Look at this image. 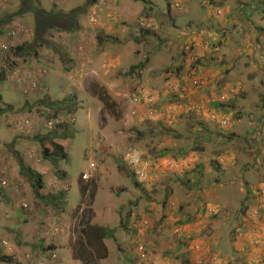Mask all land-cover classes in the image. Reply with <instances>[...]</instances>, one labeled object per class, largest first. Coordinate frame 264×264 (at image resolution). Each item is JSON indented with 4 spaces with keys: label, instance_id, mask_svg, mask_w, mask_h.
<instances>
[{
    "label": "rangeland",
    "instance_id": "374dc122",
    "mask_svg": "<svg viewBox=\"0 0 264 264\" xmlns=\"http://www.w3.org/2000/svg\"><path fill=\"white\" fill-rule=\"evenodd\" d=\"M183 1L184 11L171 15L174 0H0L5 31L31 33L15 44L26 43L24 51L11 44L0 53L7 75L0 94L18 111L0 114V167L9 182L4 188L0 180V252L6 241L14 264L38 263L40 243L58 247L46 255L57 256L52 264H264V160L256 163L248 144L257 125L264 138V0ZM195 65L206 89L192 85ZM229 66L232 111L215 117L199 95L214 97ZM150 93L152 119L132 98L149 101ZM57 126L74 140L55 170L40 155ZM139 151L149 167L136 187L127 160ZM218 159L231 165L203 174ZM29 170L45 176L41 196L66 192L67 211L57 215L37 197ZM94 225L112 231L104 257L90 238Z\"/></svg>",
    "mask_w": 264,
    "mask_h": 264
},
{
    "label": "trees",
    "instance_id": "16d2710c",
    "mask_svg": "<svg viewBox=\"0 0 264 264\" xmlns=\"http://www.w3.org/2000/svg\"><path fill=\"white\" fill-rule=\"evenodd\" d=\"M231 1L229 0L227 4H229ZM238 6V5H237ZM187 7L186 3L183 4L182 6L179 5V6H174L173 3H168V7H167V12H169L171 15H175L176 13L178 12H182L184 11L183 9H185ZM236 8V7H235ZM237 10V8H236ZM183 17L184 15H180V17ZM231 18V17H230ZM202 19H205L202 17ZM213 20H217L215 18H213ZM208 20L205 19L203 25L201 27H203L205 24H208ZM218 24H220V21H217ZM3 28V27H2ZM2 28L0 26V32H2ZM40 31V30H38ZM37 32V35L39 34V32ZM42 45L43 49H47L48 51H50V49L48 48H54L53 45L51 44H40V46ZM25 46L23 47H20L19 50L20 51H24L25 50ZM184 50V49H183ZM257 50V49H256ZM261 50L262 49H259L257 50L258 52L260 51V55H261ZM50 53H52L50 51ZM226 64H229V63H226ZM144 66V65H143ZM141 66V67H143ZM181 66L182 64L178 65L176 67V71H179L181 69ZM222 66V65H221ZM140 67V68H141ZM231 67V66H229ZM235 67H236V64H235ZM234 67V68H235ZM139 68V67H138ZM194 69H196V73L195 77H200L202 75H200V71L199 69H197L196 65L193 67ZM221 68H224V66H222ZM233 67L231 68H227L223 74L225 76V80L223 82L220 83V87H219V91L218 93L212 97V93H210V90H204L206 92L205 95H199V98H202V97H205V100L207 103L206 104H203L202 107L206 106V105H209L210 108H212L213 110H215V117H219L220 116V113H222L223 115H226L228 116L231 111H232V107H229L230 106V103L229 101L227 100L228 99V96L226 97V99L222 100L221 99V96L224 95L223 91L225 89H227V85H228V82L232 79V78H229L228 74L229 72L234 69ZM137 71L138 69L136 67H133L132 68V71ZM172 70L173 69H170L169 73L168 74H171L172 73ZM167 71V72H168ZM204 71V70H203ZM131 72V71H130ZM138 72V71H137ZM264 72V70H263ZM6 73L3 72L2 70H0V87L1 85L5 82L6 80ZM170 76H167V78H169ZM263 83V82H262ZM226 85V87H225ZM196 88H198L197 86H194ZM204 89H206V87H203ZM199 89V88H198ZM201 90V89H200ZM171 94H173V96L175 97V99L178 98V93H175V92H172ZM227 94H230V95H233L232 92H230V90L227 89ZM236 97V96H235ZM157 102V100H150L149 101V104H148V110H152L153 111V114H152V118H155L158 114H155L154 111L156 110L155 108V103ZM174 101H171V102H167V105L170 106V104H173ZM74 112H76V109L73 108L72 109ZM72 110H70L71 112H73ZM12 111H14L15 113H18L16 107L14 104H8L6 102L3 101V97L2 95L0 94V114L1 113H11ZM162 117V116H161ZM202 129H204V125H201L200 126ZM226 127H230V125H224L223 128H226ZM261 127L262 125H257L256 129L254 130V133L253 134H249V136L251 137V140L248 142L249 144V148H251L249 150V154L254 158V161L256 163H260L261 160H264V146H263V140L264 138L261 137L260 133H262V130H261ZM59 128L60 127H56L55 128V131H52L51 133H47L49 135H45L44 137V140H43V143H41V150H42V153L40 156L44 157L47 161L49 160L51 162L52 165H54L55 167L57 166V162L60 160V156L61 158H65L67 155V152H66V146H65V142L67 143H70L71 141L74 140V134H72V132L70 131H59ZM228 128H226L225 130H227ZM228 132H229V129H228ZM205 134L208 136V139H209V142H211L212 140V137L210 136V134L206 133ZM140 137L141 138V134L139 133ZM235 136H237L235 133L231 134V136L228 138V139H232L234 138ZM178 139V137H176ZM60 140V141H59ZM255 144H257V146L255 147ZM199 147H196V151H198L199 153L202 154V152H205L206 149L205 147L201 146V145H198ZM165 152V151H164ZM54 155H57V157H54ZM180 155H182V158L183 160H186L187 158V153L185 151H181ZM160 156H165V153H160ZM172 157L170 158H177V157H174L173 155H170ZM204 158H206L205 156H203ZM223 157V156H221ZM225 158V157H223ZM222 159V158H221ZM219 160V159H218ZM214 161L216 162L214 164L213 162V165L209 166L208 168H205L204 170L200 167L199 165V169L197 170L198 172H202L201 169L203 170V174L204 173H211V172H214L212 171L213 170V167L215 168V170L218 172H224L226 170L227 167H229L231 164H230V159H226V161ZM57 169V167L55 168V170ZM209 170V171H208ZM197 171H192V173H190L192 176L196 174ZM191 172V171H190ZM133 173V172H132ZM180 173L182 172H179L178 175H180ZM27 174V178L28 179H31L33 182H32V185L34 186L33 188L35 189V192L37 194V197H41L42 201L45 202V205L47 207H51V209L57 214H63L65 212V205L67 203L66 201V197H67V194L66 192L62 191V192H59L57 195L55 194H50L49 196L45 197V196H41V190L44 188V186L47 185L46 181H45V176L38 173L37 171H33V170H29L28 172H26ZM54 176H59L61 177L60 180H64L65 179V176L66 174L65 173H62L60 176L59 173H57V171H55V173H53ZM181 176V175H180ZM135 175L134 173L132 174V178L134 180V183L136 185V187H141V184L138 183L135 179H134ZM34 178V180H33ZM192 178V177H190ZM190 178L187 180V181H190ZM184 180V179H182ZM42 181H45V182H42ZM192 181L194 182L195 180L192 179ZM197 182V181H196ZM202 184V183H201ZM193 187L191 186H188L187 189H186V192L187 193H191L193 192ZM252 190L249 189V192H251ZM82 192H84V190H82ZM86 192V191H85ZM172 199V198H171ZM169 200L170 202L173 201V200ZM245 203H249V206H246L244 207L243 209H246L245 212H247L248 210L251 209V206H253V203L250 202V200L248 202H245ZM243 203V206L244 204ZM172 206V205H171ZM180 208L179 210H181V207H182V204L179 205ZM242 206V207H243ZM248 207H250L248 209ZM45 212V211H44ZM215 218V216H214ZM143 220V219H142ZM133 222L130 221V225L132 224ZM43 225V223H41ZM125 225V228L128 229V225H126V223H124ZM86 226V225H85ZM137 227L135 226V229ZM88 229L90 230L89 234H90V238L91 240L93 241V243L95 244L97 250H98V253L99 254H104L103 257L105 256V254L107 253V247L105 245V240H106V237H111L112 236V231L108 228H104V227H101L99 225H94L92 227H88ZM123 229V228H122ZM241 229L239 231L240 235H241V238H242V234H241ZM81 234L84 235V233L87 232V229L86 227H84L83 231L81 230L80 231ZM93 232V234H92ZM81 240H83V237L82 235L79 237ZM5 248V246H3ZM8 249V248H7ZM56 249H58V247L54 246V245H44L43 243H40L39 244V249L36 251V255L37 257H44V258H50L52 256H46L47 253H49V251H56ZM10 255L7 253H3V252H0V261L6 263V264H14L15 261H14V257L13 255H15V250L11 249L9 250ZM56 256V255H55ZM57 257V256H56ZM82 257H80L81 259ZM82 261V260H81ZM84 264H86L84 261H82ZM38 264V263H36Z\"/></svg>",
    "mask_w": 264,
    "mask_h": 264
},
{
    "label": "clouds",
    "instance_id": "9594fccd",
    "mask_svg": "<svg viewBox=\"0 0 264 264\" xmlns=\"http://www.w3.org/2000/svg\"><path fill=\"white\" fill-rule=\"evenodd\" d=\"M55 1V0H54ZM98 1V0H97ZM58 2H61V0H58ZM182 2V0H174V2H172L173 3V5L174 6H179V5H183V4H185V3H187V2H184L183 1V3L182 4H180ZM104 2H102V1H100L97 5H102ZM176 6V7H177ZM0 10H1V6H0ZM3 15H6L5 13L3 14ZM3 23V20L0 18V23ZM97 22V21H96ZM1 26V28H2V30H3V34H1L0 33V53H2V54H6L9 50H10V48H11V44L13 45V46H17V45H19L18 47H17V49H19L21 46H25V43H23V44H17V45H15L16 44V42H17V40L18 39H20V37H22V35L25 33V30L26 29H28V27H17V26H14V27H17V28H11L9 31H5V29H4V27H5V25H0ZM144 26V24H142V27ZM152 26V24L150 25V26H148V28H150ZM15 33V35H12V33ZM16 40V41H15ZM15 41V42H14ZM3 46H6L7 48L6 49H4L3 48ZM49 62H50V60H48ZM108 68V67H107ZM45 72H46V74L48 75V71H46L45 70ZM46 75V76H47ZM201 75V74H200ZM46 78V77H45ZM203 78H204V76H200V77H195L194 78V80L192 81V85L193 86H195L193 83H194V81L196 80V81H201V80H203ZM24 79H26V78H24ZM6 81V80H5ZM24 82H29V80H24ZM24 82H23V84H24ZM198 88H200V87H205V86H197ZM36 88V83H33V84H30V85H28V87H26L25 89H24V91L22 90V88H21V90L24 92V94H26V95H29L31 92H32V90H34ZM85 90V89H84ZM225 93H224V95L223 96H221V99H222V97H224V99H226V97H227V95H226V91H224ZM31 95V94H30ZM150 95L151 96H149V101L150 100H153L154 98H155V95H153V94H151L150 93ZM133 101H134V103H135V105L138 103L137 101H136V99L137 98H139L140 99V101L139 102H141V103H143L144 104V106L146 107V109L148 110V104H149V101H147V100H145V94L144 95H134L133 97ZM224 99H222V100H224ZM150 112H149V115H150V117H152V114H153V111L152 110H149ZM154 113L155 114H158L157 113V111L155 110L154 111ZM27 123H29V121H27ZM20 129L22 128V127H19ZM23 131V128H22V130H21V132ZM146 158H148L146 155H144L142 152H137V153H134L132 156H128V160H127V164H129L130 166H128V168L130 167L131 168V170L133 171V173H134V175L139 179V181L138 180H136L137 182H139L140 184H141V182L142 181H144V179H145V175H146V173L144 172V171H146V167H149V165H148V163L146 164V167H144V165H143V161H144V159H146ZM156 161H158L157 159L155 160V162ZM148 162H149V160H148ZM148 165V166H147ZM4 171V170H3ZM84 178H87V175L86 174H84ZM0 180H5L6 182H7V184L4 186L3 184H2V186L4 187V188H8L9 187V182H8V178H7V175L4 173V174H2V175H0ZM2 183V182H1ZM17 195V194H16ZM23 206H25L26 207V205H23ZM67 204L65 205V210L67 211ZM60 230L61 229H58V232H60ZM246 235L248 234V231L246 230ZM240 234V233H239ZM241 234H242V236H243V232L241 231ZM239 236V238H241V235H238ZM247 241H248V239H247ZM42 258H44V257H40V259H42ZM51 258V257H50ZM39 259V260H40ZM56 261V260H55ZM54 261V262H55ZM39 262V261H38ZM53 263V262H52ZM51 263V264H52Z\"/></svg>",
    "mask_w": 264,
    "mask_h": 264
},
{
    "label": "built area",
    "instance_id": "2783aa9c",
    "mask_svg": "<svg viewBox=\"0 0 264 264\" xmlns=\"http://www.w3.org/2000/svg\"><path fill=\"white\" fill-rule=\"evenodd\" d=\"M12 35H15V33L13 32ZM4 49H6L7 47L6 46H3ZM195 86H204L205 85V82L203 80L201 81H194L193 83ZM222 99H224V97H222ZM137 102L140 101L139 98L136 99ZM4 174V171L1 169L0 167V175ZM2 184L5 186L7 184V182L5 180L2 181ZM4 246L6 248H8L9 250H11L12 248L8 245V243L6 241L3 242ZM55 255H53L51 258H42L39 260L38 264H51L52 262H54L56 259H55Z\"/></svg>",
    "mask_w": 264,
    "mask_h": 264
},
{
    "label": "crops",
    "instance_id": "0c3cea01",
    "mask_svg": "<svg viewBox=\"0 0 264 264\" xmlns=\"http://www.w3.org/2000/svg\"><path fill=\"white\" fill-rule=\"evenodd\" d=\"M229 0H225V3L224 4H227ZM233 1V0H232ZM242 1V0H241ZM211 2H208V4L210 5ZM212 5H216V3H211ZM222 4V3H221ZM211 5V7H212ZM217 5H220V4H217ZM192 14V12H190ZM7 15H0V18L5 21V18H6ZM191 20H192V16H191ZM20 27H27V26H20ZM14 28H17V27H14ZM31 35V33L28 32V29L25 30V33H24V36L23 37H29ZM67 42V41H66ZM26 44V43H25ZM68 46H71L69 43H68ZM47 62V61H46ZM231 75H229V78H230ZM13 78V77H12ZM27 81V80H26ZM226 87V85H225ZM225 91V90H224ZM230 131V129H229ZM14 248L12 247V250ZM15 250V249H14ZM10 254L11 252H9L8 250H6V254ZM2 264V263H0Z\"/></svg>",
    "mask_w": 264,
    "mask_h": 264
}]
</instances>
